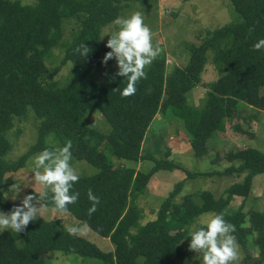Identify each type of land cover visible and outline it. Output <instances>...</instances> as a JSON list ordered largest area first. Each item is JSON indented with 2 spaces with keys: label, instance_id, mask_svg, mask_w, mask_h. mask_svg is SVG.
I'll return each mask as SVG.
<instances>
[{
  "label": "trees",
  "instance_id": "trees-1",
  "mask_svg": "<svg viewBox=\"0 0 264 264\" xmlns=\"http://www.w3.org/2000/svg\"><path fill=\"white\" fill-rule=\"evenodd\" d=\"M157 1L0 0V205L5 212L18 206L3 191L8 173L25 167L33 154L71 141L72 160H85L97 171L79 173L80 180L73 188L79 199L68 206L69 212L79 219V225L86 223L114 244L113 250L105 251L84 236L69 235L61 219L38 215L22 233H0V264H54L45 258L51 251L77 254L82 260L98 259L101 264H186L190 257L183 243L187 241L189 248V233L205 224L191 226L206 212L223 213L236 227L233 235L238 244L258 250L254 264L263 263L264 210H245L254 177L264 173V152L257 148L229 151L228 160L239 164L210 172L245 174L241 182L226 189V194L216 197L212 191L202 190L177 202L175 198L184 186V180L179 181L156 216L145 223H141L142 209L137 201L159 170L181 169L186 178L199 174L174 159L143 153L147 132L158 114L180 119L195 155L204 157L210 151L211 136L226 130L227 118L239 116L240 106L264 111L260 91L264 86V51L253 50V45L264 39V0H230L241 20L214 29L199 45H190V58L183 67L169 69L166 55L161 54L146 69L147 78L138 83L135 96L122 98L120 90L127 81L115 76L117 71L98 80L103 58L111 51L103 41V29L131 2L147 7ZM65 33L69 38L63 37ZM81 44L90 47L87 58L76 51ZM58 47L64 51L63 58L50 70L47 59ZM69 62L72 67L66 84L60 85L54 78ZM209 63L218 77L204 83L206 94L195 105L189 102V95L203 83ZM29 110L38 118L37 140L18 159L9 161L5 158L12 148L8 132L16 119L31 115ZM96 111L110 125L107 132L88 124ZM232 126L240 133L247 132L239 121ZM147 160L154 162L148 171L137 168L139 162ZM89 189L100 198L91 217ZM51 195L49 191L41 202L54 207ZM236 196L243 201L231 205Z\"/></svg>",
  "mask_w": 264,
  "mask_h": 264
},
{
  "label": "rangeland",
  "instance_id": "rangeland-1",
  "mask_svg": "<svg viewBox=\"0 0 264 264\" xmlns=\"http://www.w3.org/2000/svg\"><path fill=\"white\" fill-rule=\"evenodd\" d=\"M134 12H141L144 16L145 23L151 28L153 33V43H158L164 49L162 54L167 57V67L172 69L176 66H185L190 58L189 47L192 44L199 45L211 32L219 27L225 26L237 20H241L242 16L235 11L230 0H158L147 7L139 2H131L125 7L120 17L128 18ZM118 31V26L113 23L104 27L102 38L104 42L110 39V36ZM70 34L65 33L63 37L69 38ZM64 55L61 47L53 50V55L47 59L50 70H53L60 64ZM72 63L64 65L60 72L55 76L58 84H66V79L70 73ZM203 74V83H200L192 89L189 95V102L198 105L206 94L204 83H208L218 77L214 66L209 63ZM118 71L115 59L109 60L103 66L98 75V80L106 79L108 73ZM261 94H264V86L261 88ZM241 107V108H240ZM240 115L228 118L227 133L220 136H211L210 151L204 157L195 155L194 150L186 136L182 122L177 118H164L158 114L151 123L147 136L143 144V153L153 152L159 159H174L180 163L185 169L199 173L196 177L186 178L187 174L184 170H159L151 178L146 190L140 195L138 205L142 209L141 223L153 219L156 216V210L161 206L162 202L167 198L169 192L174 189L175 185L184 180V186L181 192L176 196L175 200L181 202L185 195L190 193H198L202 190H210L216 197L226 194V189L234 183L241 182L245 174H227L221 175L217 173L211 174L217 170H224L227 166L238 165V161L231 162L227 158V154L231 150H237L244 146H251L264 152V111L252 108L253 111L242 109L240 106ZM257 111V112H256ZM253 113V114H252ZM31 114L25 119H16L14 127L8 132V138L12 144L11 150L6 154L5 158L9 161L18 159L33 143L37 140L38 135V118L34 110H29ZM249 116V119L247 120ZM36 119H35V118ZM243 117L242 122H240ZM239 121L246 133H240L232 125ZM88 124L96 126L102 131L107 132L110 125L106 123L103 115L96 111L89 116ZM217 132V131H216ZM221 133V132H219ZM49 143H53V139L49 138ZM170 154L168 155V151ZM41 152V151H40ZM37 152L33 154L25 167L10 172L5 177L3 191L11 203L20 205L26 195H30V190L43 192L44 189L36 184L33 180V158ZM120 162V161H118ZM73 167L79 173L92 174L97 168L89 164L85 160H72ZM134 165L133 162L129 163ZM154 164L153 161L147 160L139 162L138 169L148 171ZM15 186V187H14ZM19 188L20 190H16ZM243 197L236 196L231 205H238L243 201ZM43 205L38 215L45 219H61L66 227L71 225H79V219L71 212L61 214L54 211V207ZM256 208L264 210V173L258 174L253 179L252 190L245 202V210ZM0 211L5 212L1 205ZM8 213V212H5ZM214 216L212 212H206L196 218L191 226L195 228L198 224H206V222ZM10 230V229H7ZM4 230H0V233ZM85 238L95 243L105 251L114 249V244L107 237L93 231L90 227ZM20 243L22 240L18 238ZM183 248L188 253L189 261L186 264H202V256L189 251L188 242L183 243ZM258 250L255 248L247 250L239 245V261L238 264H254L258 259ZM45 258L51 260L54 264H101L98 259L83 258L77 254H66L60 251H51L45 255ZM264 264V261L263 263Z\"/></svg>",
  "mask_w": 264,
  "mask_h": 264
},
{
  "label": "clouds",
  "instance_id": "clouds-1",
  "mask_svg": "<svg viewBox=\"0 0 264 264\" xmlns=\"http://www.w3.org/2000/svg\"><path fill=\"white\" fill-rule=\"evenodd\" d=\"M113 24L118 26V31L108 39L106 47L111 51L105 54L102 62L106 65L109 60L115 59L118 71L114 75L127 81L126 87L120 90V95L122 98H129L135 96L138 83L147 78L146 69L164 49L158 43H153L152 30L145 23L141 12H134L128 18L117 17ZM253 50L264 51V39L258 40L253 45ZM76 51L87 58L90 47L81 44ZM71 148L72 143L68 141L63 147L45 148L35 155L33 180L44 191L39 196L26 195L20 205L14 206L8 213L0 211V230L10 229L17 234L24 232L37 219L43 208L40 201L48 196L49 191L54 211L58 213L67 214L68 206L78 202L80 194L74 193L73 188L79 182L80 175L71 163ZM87 196L91 202L88 209L91 217L98 210L100 198L91 189ZM88 229L89 226L85 223L68 226L66 231L71 236L80 237L86 235ZM235 231V225L228 222L223 213L215 214L205 226L189 233L188 250L202 256V264H238L239 244L233 235Z\"/></svg>",
  "mask_w": 264,
  "mask_h": 264
},
{
  "label": "crops",
  "instance_id": "crops-1",
  "mask_svg": "<svg viewBox=\"0 0 264 264\" xmlns=\"http://www.w3.org/2000/svg\"><path fill=\"white\" fill-rule=\"evenodd\" d=\"M243 107V106H242ZM252 108L253 107H251V106H245V107H243L242 109H244V110H247V109H249V110H251V111H253L252 110ZM254 109V108H253ZM255 110V109H254ZM257 112V111H256ZM253 114V113H252ZM230 118V117H229ZM249 119V116H248V118H247V120ZM242 120H243V117H241V120H240V122H242ZM237 122V121H236ZM227 123H228V118H227ZM232 127V129H233V126H231ZM227 126H226V130H227ZM217 131L216 133H217V136H220L222 133H227L228 131ZM219 132H221V133H219ZM216 133L214 134V137L216 136ZM210 143H211V141H210ZM244 147H251V146H244Z\"/></svg>",
  "mask_w": 264,
  "mask_h": 264
}]
</instances>
